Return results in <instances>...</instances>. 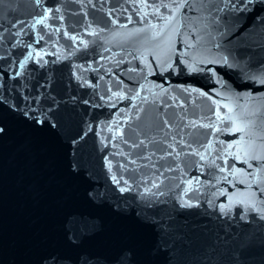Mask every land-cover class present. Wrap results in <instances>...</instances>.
I'll list each match as a JSON object with an SVG mask.
<instances>
[{"label": "water", "instance_id": "obj_1", "mask_svg": "<svg viewBox=\"0 0 264 264\" xmlns=\"http://www.w3.org/2000/svg\"><path fill=\"white\" fill-rule=\"evenodd\" d=\"M0 264H264V0H0Z\"/></svg>", "mask_w": 264, "mask_h": 264}]
</instances>
